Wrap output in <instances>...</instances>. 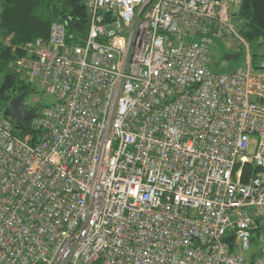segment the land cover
<instances>
[{
	"label": "built area",
	"instance_id": "built-area-1",
	"mask_svg": "<svg viewBox=\"0 0 264 264\" xmlns=\"http://www.w3.org/2000/svg\"><path fill=\"white\" fill-rule=\"evenodd\" d=\"M81 1L14 65L55 102L35 143L0 112V264H264V64L210 58L239 0Z\"/></svg>",
	"mask_w": 264,
	"mask_h": 264
},
{
	"label": "trees",
	"instance_id": "trees-1",
	"mask_svg": "<svg viewBox=\"0 0 264 264\" xmlns=\"http://www.w3.org/2000/svg\"><path fill=\"white\" fill-rule=\"evenodd\" d=\"M236 15L247 21L242 37L247 44L264 39V0H239L233 12ZM57 22L66 24L69 35H75L76 41L86 39L90 17L81 0H0V112L3 114L13 98L24 92L30 95L36 92L37 85L17 73L14 65L26 55L28 44L48 39L52 25ZM37 107L40 112L41 107ZM9 119L16 136L31 135L33 143L40 141L43 133L32 129L31 120L24 122L21 129ZM252 171L250 166L245 168L244 181Z\"/></svg>",
	"mask_w": 264,
	"mask_h": 264
},
{
	"label": "rangeland",
	"instance_id": "rangeland-1",
	"mask_svg": "<svg viewBox=\"0 0 264 264\" xmlns=\"http://www.w3.org/2000/svg\"><path fill=\"white\" fill-rule=\"evenodd\" d=\"M232 27L242 38L243 31L247 28V21L237 15L233 16ZM242 39L246 42L244 38ZM227 41L228 38H216L211 46L210 58L212 70L215 73H230L237 68L244 67L248 64V57H250L254 67L264 64V39L248 42L250 49L249 56L247 48L244 45H231L233 44L232 40L229 43ZM54 102V97L47 95L45 90L40 85H37L36 92L27 98L26 104L34 107L40 106L42 109L43 107L52 105Z\"/></svg>",
	"mask_w": 264,
	"mask_h": 264
},
{
	"label": "water",
	"instance_id": "water-1",
	"mask_svg": "<svg viewBox=\"0 0 264 264\" xmlns=\"http://www.w3.org/2000/svg\"><path fill=\"white\" fill-rule=\"evenodd\" d=\"M29 95L30 92L19 94L9 102L4 110V115L11 118L15 122V125L21 129L24 128V122L35 119L39 112L38 107H27L25 101ZM234 237L235 234H232L230 237H227V240Z\"/></svg>",
	"mask_w": 264,
	"mask_h": 264
},
{
	"label": "bare ground",
	"instance_id": "bare-ground-1",
	"mask_svg": "<svg viewBox=\"0 0 264 264\" xmlns=\"http://www.w3.org/2000/svg\"><path fill=\"white\" fill-rule=\"evenodd\" d=\"M49 36H50V33H49ZM49 38V37H48ZM32 44V43H31ZM29 45V44H28ZM211 53V52H210Z\"/></svg>",
	"mask_w": 264,
	"mask_h": 264
}]
</instances>
